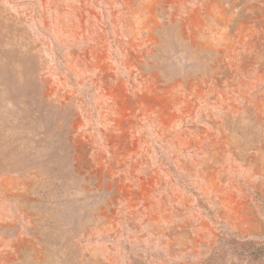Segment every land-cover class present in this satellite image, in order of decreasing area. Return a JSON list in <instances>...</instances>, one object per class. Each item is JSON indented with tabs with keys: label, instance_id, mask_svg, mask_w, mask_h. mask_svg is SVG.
Masks as SVG:
<instances>
[{
	"label": "rangeland",
	"instance_id": "1",
	"mask_svg": "<svg viewBox=\"0 0 264 264\" xmlns=\"http://www.w3.org/2000/svg\"><path fill=\"white\" fill-rule=\"evenodd\" d=\"M0 264H264V0H0Z\"/></svg>",
	"mask_w": 264,
	"mask_h": 264
}]
</instances>
